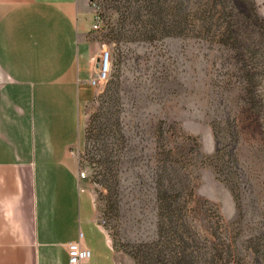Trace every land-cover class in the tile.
<instances>
[{
  "label": "rangeland",
  "instance_id": "1",
  "mask_svg": "<svg viewBox=\"0 0 264 264\" xmlns=\"http://www.w3.org/2000/svg\"><path fill=\"white\" fill-rule=\"evenodd\" d=\"M83 1L110 69L78 176L117 264H264V0Z\"/></svg>",
  "mask_w": 264,
  "mask_h": 264
},
{
  "label": "crops",
  "instance_id": "2",
  "mask_svg": "<svg viewBox=\"0 0 264 264\" xmlns=\"http://www.w3.org/2000/svg\"><path fill=\"white\" fill-rule=\"evenodd\" d=\"M83 0H0V264H117L78 176L99 47Z\"/></svg>",
  "mask_w": 264,
  "mask_h": 264
},
{
  "label": "built area",
  "instance_id": "3",
  "mask_svg": "<svg viewBox=\"0 0 264 264\" xmlns=\"http://www.w3.org/2000/svg\"><path fill=\"white\" fill-rule=\"evenodd\" d=\"M91 22L90 27L95 28L97 24ZM110 61H109V50L103 47L99 53L97 65L90 76L87 78L88 82L92 86H98L105 82L109 75ZM99 222L103 224L104 220L99 218ZM67 250V261L66 264H79L89 256V249L83 246L79 240V235L76 240L68 241L66 243Z\"/></svg>",
  "mask_w": 264,
  "mask_h": 264
},
{
  "label": "trees",
  "instance_id": "4",
  "mask_svg": "<svg viewBox=\"0 0 264 264\" xmlns=\"http://www.w3.org/2000/svg\"><path fill=\"white\" fill-rule=\"evenodd\" d=\"M234 1H239V0H234ZM243 6L248 8V5H243ZM239 17L241 18V19H238V22L240 23V25L242 24V25H245L246 27H248L249 25L259 26L261 29H258V33L261 34L262 36V29L264 30V18L257 12L254 6L249 10L248 16L246 15V16H239ZM253 49H257V47L256 48L253 47ZM108 90L110 89L105 87V89L101 92L100 97L102 98L106 95L111 96L112 93L110 92L108 93Z\"/></svg>",
  "mask_w": 264,
  "mask_h": 264
}]
</instances>
